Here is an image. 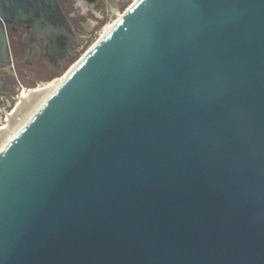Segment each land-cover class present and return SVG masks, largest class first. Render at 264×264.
<instances>
[{"label":"water","instance_id":"95a60500","mask_svg":"<svg viewBox=\"0 0 264 264\" xmlns=\"http://www.w3.org/2000/svg\"><path fill=\"white\" fill-rule=\"evenodd\" d=\"M0 264H264V0H135L0 151Z\"/></svg>","mask_w":264,"mask_h":264},{"label":"flooded vegetation","instance_id":"af4514ba","mask_svg":"<svg viewBox=\"0 0 264 264\" xmlns=\"http://www.w3.org/2000/svg\"><path fill=\"white\" fill-rule=\"evenodd\" d=\"M56 2L72 33L58 50L52 45L46 46L43 38L34 40L30 30L12 25L3 27L8 40L7 54L15 61L13 64L15 77L7 75L4 78L6 99L10 98L7 90L15 89L16 81L20 82L17 69L29 81L34 78L46 79L58 74L72 61L77 45L92 36L95 28L111 8L123 5L126 0H56ZM68 51H70L68 56L60 60L59 57L66 55ZM1 114L0 110V116Z\"/></svg>","mask_w":264,"mask_h":264},{"label":"bare ground","instance_id":"6f19581e","mask_svg":"<svg viewBox=\"0 0 264 264\" xmlns=\"http://www.w3.org/2000/svg\"><path fill=\"white\" fill-rule=\"evenodd\" d=\"M114 24V23H113ZM104 29L100 34V40L113 26ZM66 74L61 79H56L48 84L39 85L35 89L23 90L18 97L17 107L6 115V126L0 128V151L8 144V142L22 129V127L30 120L34 113L42 106V104L50 97V95L61 85Z\"/></svg>","mask_w":264,"mask_h":264},{"label":"rangeland","instance_id":"374dc122","mask_svg":"<svg viewBox=\"0 0 264 264\" xmlns=\"http://www.w3.org/2000/svg\"><path fill=\"white\" fill-rule=\"evenodd\" d=\"M133 1L135 0H126V2L123 5H120L115 8H111L109 13H107L104 19L102 20V22H100V24L95 28L94 32H96V34L94 35V32H93L92 38L88 41V45L95 42V40L98 39V36L104 32V29L105 30L108 29L115 22V20L118 19L122 15V13L132 4ZM76 62L77 60L75 59L74 61L70 62L66 67H64L62 71H60L58 74L52 75L46 79H35L34 78L31 81H29L24 78L20 70L18 71L17 69V73H18L19 80L21 84L23 85V87L27 90H31V89L37 88L39 85L48 84L56 79H61L62 76H64L67 73V71L71 69L73 64H75ZM14 85H15V82H14ZM7 92H9V96H10V98L8 99L10 103V108L6 111V113L1 114L0 128L6 126V122L4 121L6 118V115L17 107V104L19 102L18 97L21 94V90L20 89L17 90L16 88L15 89L9 88ZM11 97L14 99H12Z\"/></svg>","mask_w":264,"mask_h":264},{"label":"built area","instance_id":"2783aa9c","mask_svg":"<svg viewBox=\"0 0 264 264\" xmlns=\"http://www.w3.org/2000/svg\"><path fill=\"white\" fill-rule=\"evenodd\" d=\"M134 2V1H133ZM132 2V3H133ZM96 34V32H94V35ZM100 37V35L98 36V38ZM92 38V36H90V38H87L86 40H84L83 42H80L78 45H77V47H76V49H75V51H74V53H73V56H72V61H74L75 59L78 61V60H80L91 48H92V46L98 41V39L97 40H95V42H93V43H91L90 45H88V41L90 40ZM71 61V62H72ZM74 65V64H73ZM12 69H13V66H12ZM4 67L3 66H1L0 65V74L1 75H3V77L5 78L7 75L4 73ZM13 77H15V75L13 76ZM16 89L17 90H21V91H23V90H27V89H25L24 87H23V85L19 82V81H16ZM12 98V97H11ZM12 99H14V98H12ZM0 103H1V112H2V114L3 113H6V111L10 108V103H9V101H8V99H6L5 98V96L3 95L2 97H1V100H0ZM13 111V110H12ZM11 111V112H12ZM11 112H9L8 114H10Z\"/></svg>","mask_w":264,"mask_h":264}]
</instances>
